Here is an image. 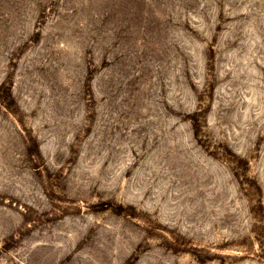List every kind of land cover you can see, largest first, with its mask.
<instances>
[{
  "label": "rangeland",
  "instance_id": "obj_1",
  "mask_svg": "<svg viewBox=\"0 0 264 264\" xmlns=\"http://www.w3.org/2000/svg\"><path fill=\"white\" fill-rule=\"evenodd\" d=\"M0 264H264V0H0Z\"/></svg>",
  "mask_w": 264,
  "mask_h": 264
}]
</instances>
